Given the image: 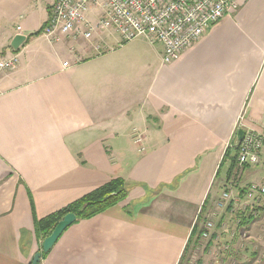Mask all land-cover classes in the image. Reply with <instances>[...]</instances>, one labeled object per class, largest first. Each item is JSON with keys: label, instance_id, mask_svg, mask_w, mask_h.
I'll use <instances>...</instances> for the list:
<instances>
[{"label": "crops", "instance_id": "obj_1", "mask_svg": "<svg viewBox=\"0 0 264 264\" xmlns=\"http://www.w3.org/2000/svg\"><path fill=\"white\" fill-rule=\"evenodd\" d=\"M54 1L0 0V55L19 53L0 78V264H30L36 222L116 178L127 198L76 220L39 264H180L205 208L264 184V143L255 166L231 160L239 129L264 138V0H238L170 65L161 46L111 32L34 36ZM261 212L240 215L237 235L222 222L206 264H264Z\"/></svg>", "mask_w": 264, "mask_h": 264}, {"label": "built area", "instance_id": "obj_2", "mask_svg": "<svg viewBox=\"0 0 264 264\" xmlns=\"http://www.w3.org/2000/svg\"><path fill=\"white\" fill-rule=\"evenodd\" d=\"M238 7V0H55L40 36L58 42L65 37L90 40L97 31L111 32L120 44L141 39L150 46H161V61L170 65ZM91 10L95 11L94 21L87 18ZM17 32L21 34L20 27ZM94 50L101 53L99 45ZM18 64V51L1 54L0 78L15 71ZM243 131V140L236 142V162L239 166H255L264 138L253 130ZM244 189L242 205H264V184L251 183ZM226 201H230L227 193L218 207ZM213 228V223H205L201 238H209Z\"/></svg>", "mask_w": 264, "mask_h": 264}, {"label": "trees", "instance_id": "obj_3", "mask_svg": "<svg viewBox=\"0 0 264 264\" xmlns=\"http://www.w3.org/2000/svg\"><path fill=\"white\" fill-rule=\"evenodd\" d=\"M40 32L36 33L34 36H39ZM237 143L233 141L231 147H233L236 154ZM228 154V151L225 153V156ZM232 165L233 162L236 163L235 157H231ZM234 168V165H233ZM233 168L231 172L233 171ZM129 194L128 184L120 179L116 178L111 180L105 186L94 190L93 192L85 195L79 200L72 203L69 207L52 214L40 221H37L35 224V233L39 239H45L52 231L54 226L67 214L72 213L76 216L77 220L90 219L109 208L119 204L124 201ZM106 199V200H105ZM203 230L199 228H194L190 237V240H199L202 235ZM189 240V242H191ZM48 254V253H47ZM47 254L42 255V259L46 257Z\"/></svg>", "mask_w": 264, "mask_h": 264}, {"label": "rangeland", "instance_id": "obj_4", "mask_svg": "<svg viewBox=\"0 0 264 264\" xmlns=\"http://www.w3.org/2000/svg\"><path fill=\"white\" fill-rule=\"evenodd\" d=\"M158 49V47H157ZM159 53V51H158ZM160 54V53H159ZM157 57V56H155ZM235 149L232 147L231 149V155L235 157ZM231 156V157H232ZM233 165H235V163L233 162ZM224 172L225 171V167L223 166L218 174V178L215 182V185L217 182L220 181L221 178H223L222 176H224ZM227 193V192H226ZM222 199V198H220ZM220 199L218 201H220ZM233 202L230 201H226L224 203V206L222 208H219L218 205H216L214 208H205V216L206 218L204 219V221L202 223H200V230H203V227L205 225V223L211 222L213 223V231L211 232V235L209 236V238L205 239V238H199L198 240V244L195 243L194 246L192 244H190V246L187 248V250L185 251V254L183 255L184 257L181 259V263L180 264H197V263H203L206 264V256H208L209 252H208V244L211 241V238L214 235H222V228L221 225L228 223L230 225H232L233 227H230L231 231L233 233H235V235L240 234L241 233V228H238L237 225L238 223H241V217H243V215H247V216H257V213H263L261 212V210H264V205L259 206V205H255L253 207H246L244 205L241 204V199L239 201V203H236V205L232 204ZM232 205V206H231ZM260 207H263L261 209H259ZM241 215V217H240ZM227 220V221H225ZM222 222H225L222 224ZM226 228H228V226H226ZM226 234H228L226 232ZM197 244V247L195 248ZM206 248V249H205ZM231 248V246H230ZM241 249V248H240ZM230 254L228 256V259L231 257V253L232 250H230ZM237 253V252H235ZM218 256V255H216ZM227 256V255H226ZM234 256V255H232ZM208 260V258H207ZM226 261V260H225ZM229 263H233V260H228ZM245 262V260H244ZM241 263H243V260L241 261Z\"/></svg>", "mask_w": 264, "mask_h": 264}, {"label": "water", "instance_id": "obj_5", "mask_svg": "<svg viewBox=\"0 0 264 264\" xmlns=\"http://www.w3.org/2000/svg\"><path fill=\"white\" fill-rule=\"evenodd\" d=\"M25 41V38L23 36H16L14 37L11 47L14 50H17ZM244 131L242 129H239L236 133V141L237 143H240L243 140L244 137ZM106 200V199H105ZM77 218L74 214L69 213L65 215L52 229L51 233L43 240L41 244V249L36 252L32 258V261L30 264H39L41 262V258L43 254H47L52 247L57 243L59 238L62 236V234L76 222Z\"/></svg>", "mask_w": 264, "mask_h": 264}]
</instances>
